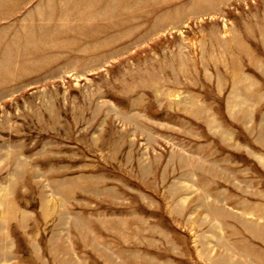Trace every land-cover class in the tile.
Segmentation results:
<instances>
[{
  "label": "rangeland",
  "instance_id": "rangeland-1",
  "mask_svg": "<svg viewBox=\"0 0 264 264\" xmlns=\"http://www.w3.org/2000/svg\"><path fill=\"white\" fill-rule=\"evenodd\" d=\"M0 264H264V0H0Z\"/></svg>",
  "mask_w": 264,
  "mask_h": 264
}]
</instances>
